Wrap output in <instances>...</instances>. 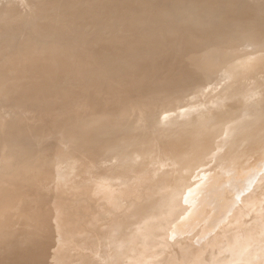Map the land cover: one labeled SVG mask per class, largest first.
<instances>
[{
    "label": "bare ground",
    "instance_id": "obj_1",
    "mask_svg": "<svg viewBox=\"0 0 264 264\" xmlns=\"http://www.w3.org/2000/svg\"><path fill=\"white\" fill-rule=\"evenodd\" d=\"M25 39L44 41L40 45L45 55L35 60L39 70L52 78L47 96L53 97L39 98L40 88L35 87L24 93L30 100L9 102L10 97L15 98V85L11 84L15 80L2 81L0 72V110H43L48 116L31 125L15 116L0 122V240L4 246H0V264H15V238L10 242L9 236L15 231V222L25 226L29 221L22 210V216L15 212L24 198L35 206L55 208L57 217L73 205L76 227L69 223L70 214L67 226L75 236L78 232L77 248L71 247L74 239L68 238L71 245L64 243L74 250L75 264H97L94 251L100 239L112 245L114 258L110 257L121 264L154 262L158 255L156 264H251L264 255V0H0V55ZM4 59L6 68L10 63ZM61 68L70 72L55 78ZM90 72H94L92 82L78 93L70 90L74 89L69 88L71 83L60 87L63 78L75 75L82 79ZM247 84H252V90L258 86L255 90L260 92L226 99ZM214 86L223 100L220 104L208 103L207 111L191 119L189 115L180 118L179 111L171 121H153L149 110H175L189 95ZM102 106L127 107L135 117L122 124L95 114L80 118L75 111ZM143 106L148 108L146 115L139 112ZM59 113L69 115L56 119ZM86 121L102 123L108 129L106 134L113 133L109 135L113 140L103 144L99 133L81 132ZM139 123L151 124L146 136L139 135ZM45 133L58 138L49 141ZM64 139L65 145L73 144L67 145L66 152L56 151L55 160L51 154L52 161L48 153H55ZM28 140L33 147L16 146L18 142L22 147ZM50 160L56 181L65 182L76 169L73 185L78 194H70L75 186L67 197L59 188L57 198L36 191H45L47 184L50 188L48 169H44L47 164L40 169L42 162L49 164ZM84 167L90 168L91 179H84ZM25 174L30 178L26 177L27 183ZM16 179L28 193L19 185L22 192L17 190L21 193L17 196ZM63 181L55 187L70 184ZM86 183H90L88 189ZM15 196L23 199L15 204ZM49 196L63 200H57L58 204L53 197L49 205ZM128 196L127 202L116 198ZM132 199L133 203L128 202ZM40 206L37 208H43ZM210 208L219 211L211 214ZM49 214L42 215V220L47 221L44 218ZM40 223L39 232L32 223L23 229L32 231L31 238L39 248L33 264L45 262L48 250L54 247L47 250V243L40 245ZM251 223H257L262 234L255 245L244 241L256 227H249ZM57 233L61 241L65 234L72 235ZM56 241L55 246L60 247ZM57 250L50 254L53 260L48 256L51 264H72L68 250ZM236 256L242 261L230 262Z\"/></svg>",
    "mask_w": 264,
    "mask_h": 264
},
{
    "label": "rangeland",
    "instance_id": "obj_2",
    "mask_svg": "<svg viewBox=\"0 0 264 264\" xmlns=\"http://www.w3.org/2000/svg\"><path fill=\"white\" fill-rule=\"evenodd\" d=\"M35 41V44L33 43ZM37 42H38V44H39V47H38V45H37ZM41 42H42V44H41ZM43 45L44 44V41H41V40H33V39H25V40H23L20 44H19V46L18 47H15V48H13L12 50L10 49V50H8V52H7V50H3V52L1 53L2 54V56L0 55V58H2L1 59V61L2 60H4V61H2V68H1V73H2V76H3V79H2V81H6V80H15L13 83H11V84H14L15 86V98L13 99L12 97H10V101L9 102H13L12 100H15L14 102L16 103V102H23V101H28V100H30L31 99V97H29V96H25L24 95V93L25 92H31V91H33L34 89H35V87H38V89H39V93H38V97L40 96V95H42L41 97H39V98H46V97H53V96H47V94L48 93H50V90H51V88H52V85L50 84L51 82V79H50V77L48 76V74L46 73V72H41L40 70H39V66H37V64L39 63H37V61L35 60L36 58H38V56H39V58L41 57H44V55H45V53L42 51L41 52V50H42V48H41V45ZM25 45H26V47L27 48H25ZM34 45V46H33ZM36 45V46H35ZM23 47V48H22ZM36 48L38 49V51H36ZM40 48V49H39ZM18 50V51H17ZM22 50V51H21ZM34 50V51H33ZM20 51V52H19ZM16 52V53H15ZM18 52V53H17ZM30 52V53H29ZM31 52H32V54H31ZM35 52V53H34ZM38 52V53H37ZM9 53H10V55H9ZM40 53V54H39ZM42 53V54H41ZM6 54V55H5ZM47 54V53H46ZM4 55V56H3ZM13 55H15L14 57H12ZM17 55V56H16ZM21 55H23V56H21ZM25 55V56H24ZM31 55V56H30ZM4 57L6 58V60H9V66L8 67H6V68H4V63H5V59H4ZM30 57V58H29ZM20 58V59H19ZM28 59H29V61H28ZM19 62V63H18ZM28 62V63H27ZM32 62V63H31ZM35 62V63H34ZM15 63V64H14ZM21 63V64H20ZM33 63H34V65H33ZM77 63H79V62H77ZM0 64V65H1ZM27 64V65H26ZM32 65V66H31ZM80 66L83 68V66H84V63H81L80 64ZM13 67H15V69H13ZM11 69H12V71H11ZM37 69V70H36ZM83 70H84V68H83ZM7 71V72H6ZM10 71V72H9ZM18 71V72H17ZM34 71V72H33ZM21 72V73H20ZM39 72V73H38ZM41 72V73H40ZM68 72H70V71H68L67 70V68H61V69H59L58 71H56V74L55 75H57L55 78H57V77H59V76H61V75H65V74H67ZM14 73V74H13ZM65 73V74H64ZM5 74V75H4ZM40 75V76H39ZM42 75V76H41ZM10 78H9V77ZM15 76V77H14ZM16 76H17V78H16ZM22 76V77H21ZM24 76V77H23ZM12 77V78H11ZM26 77V78H25ZM43 77V79H41ZM46 77V78H45ZM65 77V76H64ZM70 78H68L67 79V77H65V78H63L60 82H62V84L63 85H61L60 87H65V85L66 84H69V83H71V85L69 86V88H74V89H70V90H73V94H76V93H78L81 89H83L84 88V86L85 85H87V84H90L91 82H92V80H93V78H94V72H90V73H88L86 76H84V78H82V79H79V78H76V76L75 75H71V76H69ZM38 78H40V79H38ZM54 78V79H55ZM19 79V80H18ZM21 79V80H20ZM43 80V81H42ZM50 80V81H49ZM64 80V81H63ZM49 81V82H48ZM23 82V83H22ZM66 84H65V83ZM46 83H49V84H47L45 87H43L42 88V86L44 85V84H46ZM74 83V84H73ZM27 86V87H26ZM18 87V88H17ZM24 89H23V88ZM59 87V88H60ZM258 87V86H257ZM257 87H255L254 88V90H252L253 88H252V84H247V85H243V86H240V87H238V91H236V92H234V93H232L231 95H229L228 97H226V99H229V100H234V99H236V97L238 98V99H240L243 95H246V94H255V93H258V92H260L259 90H255ZM216 87L214 86V87H210V88H207V90H204L203 92H201V93H199V94H197V95H195V96H188L186 99H185V101L183 102V103H181V104H179V105H176L175 106V110H172V111H167V110H162V109H159L158 107H157V109H155V110H149L150 111V114L152 115V118L154 119L153 121L154 122H156V121H171V120H173L175 117H176V115L178 114V112L180 111V112H182V114H181V116H180V118H185L187 115H189V118L191 119V118H193V117H195V114H200V113H202V112H204V111H207L206 109H204L205 108V106L208 104V103H210L211 105H213V106H215V105H217V104H220V102L221 101H223V100H221L220 101V99H219V97H218V95H217V90L218 89H215ZM29 89V90H28ZM33 89V90H32ZM42 89V90H41ZM47 89V90H46ZM58 89V88H57ZM240 89V90H239ZM18 90V91H17ZM24 90V91H23ZM19 91H21L20 93H19ZM42 91V92H41ZM16 93H17V95H16ZM21 93H23V94H21ZM36 93H37V91H36ZM54 93H56V91H54ZM21 97V98H20ZM24 97V98H23ZM27 97V98H26ZM218 97V98H217ZM18 98H19V101H18ZM24 99H26V100H24ZM226 99H224V100H226ZM229 100H227V101H229ZM103 108H98V109H94V108H79V109H77V110H75V111H77V112H79V117L80 118H84L83 116H89V115H91V114H95V116L97 117V118H104L105 120H107V121H110V122H117V123H122L123 124V122H124V120H126V119H128V120H131V119H133L134 117H135V114L131 111V110H128L127 109V107H123V108H107V106H102ZM148 108L147 107H145V106H143V110H140L139 112L140 113H142L143 115H146V110H147ZM153 109V108H152ZM20 110V109H19ZM183 110V111H182ZM45 113L46 112H44L43 110H37V111H35L34 113H28V112H26V113H18V110L17 109H15V108H12V109H2V110H0V122H2V121H5V120H8V116H15V119H18L19 120V122H28V124L29 125H31L32 124V122H34V121H36L37 119H39V118H41V117H48L47 115H45ZM74 113V112H73ZM70 114H72V113H70ZM50 115V114H49ZM66 116V115H69V114H62V113H59L58 115H55V117L56 116ZM120 116H125L124 118H121V119H118ZM32 119V120H31ZM56 119H57V117H56ZM86 120V119H85ZM32 121V122H31ZM87 122V123H86ZM86 122H84L83 123V125H82V127H81V132H84V133H92V132H94V134H96V133H99V134H97V136H98V140H99V142L100 143H103V144H106V143H110L112 140H113V137L111 138V137H109V135H112L113 133L111 132V133H109V135L108 134H106V132L108 131V129L106 128V127H104V126H102V123H98V121L96 122V123H92V122H88V121H86ZM151 124L150 123H139L138 124V126H137V128L139 129L138 130V133H139V135H147V133H148V128H147V126H150ZM174 125V124H173ZM175 127V126H174ZM174 131H176V128H175V130ZM161 135H166V132H164V133H162ZM44 138H47V139H49V141H51V140H54V139H57L58 138V135H56L55 137L53 136H51L50 134H48V133H45V135H44ZM60 138L62 139L63 138V135H61L60 136ZM115 139L117 138V137H114ZM68 139V138H67ZM67 139H64V141L62 142V141H60L59 143H60V145H59V147H55V149H54V152L55 153H48V157L49 158H51L52 156H54V160H55V157H57V154L59 153H61V152H66L67 150H69L70 149V146H67V145H72L73 143L72 142H70V144L69 143H67V145H65L66 143V140ZM132 140H135V138H131ZM64 145V146H63ZM16 146L17 147H19V148H24V147H33L32 145H30V140H28L27 142H25V145L24 146H22V147H20V145H19V143L17 142L16 143ZM68 147V148H67ZM57 148H59L58 150H61V151H58L57 150ZM61 148V149H60ZM56 151L58 152V153H56ZM46 152H48V151H46ZM51 154H52V156H51ZM54 154V155H53ZM55 154H56V156H55ZM75 155V154H74ZM51 160H52V158H51ZM50 160V162H49V164L47 163V162H42L41 163V166H40V169H42V166L44 165V164H47V168H44L45 169V172H46V169H48L47 171L48 172H46V175H47V177L49 176V180H50V188H51V190H50V188H48V184L47 185H45V187L44 186H42V185H40L41 187H44V190L45 191H43L42 189L43 188H40V190L39 189H36V191L38 192V193H50L51 194V196H52V194H57V189L59 188V190L61 191V190H63V197L64 196H66L67 197V195H72V194H78L79 193V190H78V187L77 186H75V185H73V184H75V181H77L76 179H77V176H75L76 175V171L74 172V170H76V169H73V170H71L72 172H71V176L69 175L68 176V179H66L68 182H70V184L68 185V184H66L67 183V181L65 180V182L63 181V180H55V177H53V175L55 174V171L53 172V170H55V168H54V164L52 163V161H54V160H52L51 161ZM70 161H73V160H71V159H69L68 160V162H70ZM51 163V164H50ZM51 165V166H50ZM48 166H49V168H48ZM54 169H53V168ZM53 169V170H52ZM85 169H87V170H85ZM89 169L90 168H85L84 167V170H85V173H84V179H89L90 178V175H89V173H87V172H89ZM51 171V172H50ZM53 172V173H52ZM52 174V175H51ZM25 175H27V176H25ZM24 176V180L26 179V177L28 178V180L30 179L29 178V176H28V174H25ZM74 175V176H73ZM88 175H89V177H88ZM31 176V175H30ZM70 177V178H69ZM72 177H73V179H72ZM75 177H76V179H75ZM54 178V179H53ZM19 179V178H18ZM48 179V178H47ZM46 179V180H47ZM91 179V178H90ZM17 180V179H16ZM16 180H15V182H16ZM20 180L21 181H23V177H22V179L20 178ZM28 180H25L26 181V183L27 182H29ZM71 180V181H70ZM18 181L19 180H17V186H15V188L16 187H18L19 185H21L22 186V188L24 187L23 186V183L21 184L20 182L21 181H19V184H18ZM60 182V181H63L65 184H66V186L64 185V186H62V187H64V188H62V187H55V184L57 183V182ZM88 181H90V180H88ZM46 182V181H45ZM87 182V181H86ZM15 183V184H16ZM54 183V184H53ZM87 185H85L86 187H87V189L90 187V183L88 184V183H86ZM7 185V184H6ZM6 185H4V186H6ZM70 185H72V186H70ZM3 186V185H2ZM3 186V187H4ZM68 186V187H67ZM75 186V187H74ZM20 187V186H19ZM67 187V188H66ZM74 187V189L76 190V187H77V190L75 191L74 189V191H72L71 190V188H73ZM22 188L20 187V190H19V188L17 189H15L16 191L18 190L19 192H22ZM33 188H36V187H33ZM37 188H39V186L37 187ZM46 188V189H45ZM67 190H66V189ZM68 188H70V189H68ZM140 188V187H139ZM142 188V187H141ZM25 189H27V188H25L24 187V189H23V192H26L27 190H25ZM65 189V190H64ZM42 190V191H41ZM47 190H49V191H51V192H53V193H51V192H48ZM17 191V192H18ZM29 191V190H28ZM55 191H56V193H55ZM68 191H72V193H70V194H67L68 193ZM17 192H15V193H17ZM18 192V193H19ZM64 192H65V194H64ZM26 193H28V192H26ZM58 193H60L59 191H58ZM20 194L21 193H19L17 196H20ZM56 196V195H55ZM55 196H53L54 198H55ZM88 196L89 197H92L91 195H89L88 194ZM53 197H51L50 198V196H49V199H47L48 197H46V199L48 200H46L47 202H49V201H51V203L49 204V203H47L46 201L44 202L45 204H49V205H51L52 204V201L54 200L53 199ZM63 197L62 198H59V199H57V200H61L60 201V203L62 202V200H63ZM130 196H128V197H126V198H123V197H116V198H122V199H124V202H127V198H129ZM15 198H16V196H15ZM56 198H57V196H56ZM56 198H55V200L54 201H56L57 202V200H56ZM16 199H18V197L16 198ZM19 199H23L22 197H19ZM15 200V204L18 202V201H20V200ZM52 199V200H51ZM24 200H26V198H24ZM24 200H22V201H24ZM135 199H132V200H129L128 202H131V203H133V201H134ZM17 201V202H16ZM22 201H20L21 202V204L23 203V206H25V207H23L19 202L17 203L18 205L16 206L17 207V209H16V207H15V212L17 211V213H19L18 211H20V214H17V215H21L22 213H21V210L24 212V213H26L27 214V216H28V219H27V223H26V225L24 226V224L25 223H23V225L21 226L20 224H17L16 222H15V231H10V236H9V240H10V242H11V240L13 239V237L15 238V240H14V242H15V264H33L35 261H36V259H37V257H39V248L37 249V244L35 243V240H32V231H23V229L27 226V225H29V224H33V226L36 224V229H37V231H36V229L33 227V226H31L30 225V227L31 228H33V230L35 229V231L36 232H39L38 230H39V228H37V226H38V224L40 223V222H42V225L40 226L39 225V227H41L40 228V230H41V236H40V239H38L39 240V242H40V245H42V244H44V243H47L46 245H45V249H49V248H52L51 246H54L52 249H49L48 250V252L50 251V253H47V251H46V253H47V258H46V261L44 262V260L42 261V264H51L52 262L50 261V259L51 260H53V258H52V254L53 253H51L52 251H53V249H54V251L53 252H55V250H57L58 248L61 250L60 252H62V251H65V249L66 250H68V253L70 252L71 253V260H72V264H75V259H76V257H75V254H73V252H74V250H72V249H70L71 247L73 248H75L76 247V243H75V239H79V236H78V232H76V236L73 234V233H71L69 230H68V227H69V225L67 226V224H68V222L69 223H72L73 225H75V221L76 220H74L73 218L74 217H76V215L75 214H73L72 212H73V210H71V208H73V205H72V207L70 208L69 207V209H68V207H67V211L65 210L64 211V213L66 212V214H64V213H61L60 215H59V217H57L56 215H57V211L55 210V208H51V206H48V205H42V204H38V205H36L35 206V204H34V202L32 203V204H30V203H28V201H24V202H22ZM30 201V200H29ZM53 201V202H54ZM26 203H28L29 205H27ZM58 204H60L59 202H57ZM76 203V202H75ZM89 204V203H88ZM41 205V206H40ZM76 204H74V206H75ZM196 206L198 205V204H195ZM18 206H20L19 208H18ZM37 206L39 207H42L43 206V208H44V210H40V209H43V208H37ZM77 206L79 207V203L77 204ZM194 206V205H193ZM23 207V208H22ZM30 207H36L35 209H36V211H34V208L31 210V209H29ZM183 207H185V208H187L186 206H183ZM25 208V209H24ZM129 208V207H128ZM131 208V207H130ZM130 208L128 209V211L130 210ZM19 209V210H18ZM48 210L47 212H49V211H51V212H53L52 214H53V217L51 216L52 214H49L50 216H51V223H50V221H49V218H50V216L49 217H46V218H44L45 220L47 219V221H44V220H42L43 219V216L45 215H48L47 214V212H43V211H45V210ZM124 209V208H123ZM125 209H127V208H125ZM31 210V211H30ZM42 211V212H41ZM70 211V212H69ZM76 211V210H75ZM75 211H74V213H75ZM121 211H123V210H120V212ZM217 211H219L217 208H210L209 209V213H211V214H216L217 213ZM15 212H13V213H15ZM45 213V214H44ZM118 213H119V211H118ZM128 213V212H127ZM25 214V215H26ZM28 214H32L31 216H29ZM70 214V216H72V218L71 217H69V221L67 220V217H68V215ZM72 214V215H71ZM24 215V216H25ZM43 215V216H42ZM55 215V216H54ZM63 215H65L66 216V220H63L65 217H63ZM132 215V214H131ZM22 216V215H21ZM26 216V217H27ZM44 216V217H45ZM29 217H30V219H29ZM32 217H35V218H32ZM55 217H57V219L55 218ZM62 217H63V219H62ZM38 219V222H37V220H34V219ZM73 220H71V219ZM77 218V217H76ZM15 219H17V216L15 217ZM56 219V220H55ZM26 220V219H25ZM36 221L37 223H34V221ZM58 220V221H57ZM49 221V223H50V225H49V223L47 224V222ZM60 221H61V223H60ZM63 221V222H62ZM67 221V223H65ZM29 222H31V223H29ZM53 223V224H52ZM56 223H58V226H57V224ZM65 223V224H64ZM41 224V223H40ZM44 224H46V225H49V226H46V225H44ZM54 225V226H52V225ZM61 224H64V227L66 226L67 228V230L68 231H65L64 229V227H63V225H61ZM255 224H257V223H251V225L249 226V227H251V226H253V225H255ZM19 225V226H18ZM24 226V227H23ZM56 226H57V228H56ZM256 226V225H255ZM27 227H29V226H27ZM49 227H52L53 229H54V231H53V229H50ZM58 227H61V229L59 228L58 229ZM74 227H76V225L74 226ZM52 230V231H51ZM58 230V231H57ZM62 230H64V231H62ZM258 230H259V228H258V226H256L255 228H253L252 229V233H248V236L246 235L245 237H244V241H249L252 245H255V244H257L258 243V241H259V237H260V235H262V234H260V230H259V232H258ZM34 231V232H35ZM45 231H47V232H49L51 235L53 234V232H54V234H55V237H53L54 236V234H53V236H50V234H48L47 232H45ZM60 231L61 232H65V233H69V234H72L73 235V237H72V235L69 237V235L68 234H65V237H64V241H61V240H58V233L57 232H59L60 233ZM35 232V233H36ZM57 233V234H56ZM38 234V233H37ZM62 234V233H61ZM98 234H100V233H98ZM67 236V237H66ZM78 236V237H77ZM63 237V236H62ZM72 237V238H71ZM44 238H48V241H47V239H44ZM53 238H55V240L53 239ZM68 238H70L71 240L72 239H74V241L72 240V243H73V245L70 247H66L65 245H68V244H65L64 242H66V243H69V241H68ZM51 239V240H50ZM52 239L54 240V241H56V240H58V241H61L60 243H58L57 244V241L55 242L57 245H63V243H64V246L62 247V245L59 247V246H55V244H54V241H52ZM67 239V240H66ZM51 241V242H50ZM171 241H172V239H171ZM2 240H0V246H3V244H2ZM63 242V243H62ZM98 244L99 245H95V255L99 258H97L96 260L98 261L97 262V264H113V262H116V264H121V263H119L120 262V260L118 259V258H115V259H117L118 261H113L114 259V257L111 255L112 254V249H113V247H112V245H107V244H104L103 243V239H100V240H98ZM70 245H71V241H70V243H69ZM5 245V244H4ZM40 247V246H39ZM61 247H62V249H61ZM64 247H66V248H64ZM107 247H109V248H107ZM3 248H4V246H3ZM57 248V249H56ZM77 248V247H76ZM165 248V247H164ZM163 248V250H165ZM107 249H108V251H107ZM116 249V248H115ZM57 251H59V250H57ZM67 252V251H66ZM107 253H109V254H107ZM204 254H206V253H208L207 251H204L203 252ZM51 254V255H50ZM50 255V259H48V256ZM54 255V254H53ZM73 255V256H72ZM103 255H105V256H103ZM107 255L110 257V256H112V257H110L109 259L107 258ZM162 255V258H164L165 259V254L164 253H162L161 254ZM208 256V254L207 255H205L204 257H207ZM262 256V255H261ZM149 257V256H148ZM158 258H159V255L157 256ZM154 258V259H156L154 262H150V261H146L145 262V264H156V262L158 261V258ZM111 258H112V260H111ZM48 259V260H47ZM106 259V260H105ZM242 257H240V256H236L235 258H233L230 262H234V263H239V262H241L242 261ZM151 260V259H150ZM153 260V259H152ZM49 261V262H48ZM101 261V262H100ZM93 262H94V259H93ZM107 262V263H106ZM110 262V263H109ZM250 262H252L251 264H264V255L262 256V257H257L254 261L252 260V261H250ZM250 264V263H249Z\"/></svg>",
    "mask_w": 264,
    "mask_h": 264
}]
</instances>
